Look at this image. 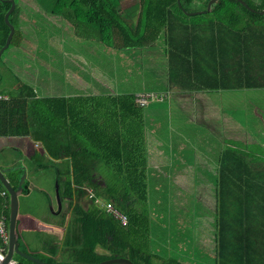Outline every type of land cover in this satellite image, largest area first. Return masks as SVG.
Returning <instances> with one entry per match:
<instances>
[{"label": "trees", "instance_id": "trees-1", "mask_svg": "<svg viewBox=\"0 0 264 264\" xmlns=\"http://www.w3.org/2000/svg\"><path fill=\"white\" fill-rule=\"evenodd\" d=\"M18 1L30 5L21 14V7L14 0L15 8L8 18L14 26L10 44L18 35L15 30L18 22L41 18H54L50 21L55 24V19H64L74 27V34L113 50L150 48L161 35L166 46L162 82L166 90L149 92L162 96L155 101L174 105V92L264 88V15L250 12L237 0H217L210 9L211 20L191 25L181 23L171 7L176 5L191 12L187 7L201 3L206 8L209 0H180V4L177 0ZM244 1L256 11L264 9V0L257 8ZM134 6L137 9L129 19L127 10ZM9 8L8 1L0 0V48L10 31L4 21ZM18 13L20 16L16 18ZM23 89L27 93L22 95L35 96L29 86ZM135 96L128 92L45 97L40 101L54 117L56 135L68 137L59 143V148L49 147V153L54 159L66 158L71 167L66 179L56 173L60 199L69 201L71 222L65 228L62 247L50 246L46 258L31 256L50 264H62L56 260L63 254L75 257L81 264L113 258H125L133 264L163 261L151 252L150 222L145 209L149 160L143 108L148 104L136 103ZM179 108L175 107L176 112ZM24 133L27 134V129ZM154 151L152 161L157 163L158 150ZM102 167L109 170L107 178L96 171ZM99 177L102 180L92 188L95 196L126 215V226L88 200V189ZM27 187L25 181L23 193ZM215 187V264H264V157L243 150H227L218 160ZM3 190L1 185L0 191ZM1 216L8 226V194H0ZM20 250L26 253L21 244ZM0 251L2 254L7 251L1 239ZM13 261L36 264L16 254ZM161 264L182 263L167 260Z\"/></svg>", "mask_w": 264, "mask_h": 264}, {"label": "rangeland", "instance_id": "rangeland-1", "mask_svg": "<svg viewBox=\"0 0 264 264\" xmlns=\"http://www.w3.org/2000/svg\"><path fill=\"white\" fill-rule=\"evenodd\" d=\"M248 2L255 8L263 4L262 0ZM27 4L30 5L27 1L22 3L16 0V5L21 7V14L27 11ZM136 9L134 6L132 10H127L129 19ZM171 9L176 18L187 25L204 23L213 18L210 12L197 14L206 10L201 3L187 7L191 12H184L176 5ZM19 16L20 13L16 18ZM50 20L54 18L18 22L15 25L18 35L1 57L0 88L5 82L8 85L23 82L33 86L36 81L38 84L35 85V90L43 96L73 97L79 93L78 79L73 78V72L60 69L59 58L55 56V61L49 60V66L39 60L42 53L55 54L59 50L66 52V49L56 48L62 33H66L65 37L70 45L74 41V27L70 22L57 18L55 24ZM123 54H127L123 66L132 72L131 78L136 79L137 67L134 60L138 59L139 68H144V94L166 90V86L162 84L166 67V46L161 35L152 47L124 50ZM137 55H140V58ZM42 61L45 63L44 59ZM71 61L72 58L67 61L70 67L75 65ZM57 69L58 72L55 73ZM234 92L236 95L230 99L221 96L219 100H214L209 95L214 106H207V116L198 114V108L195 106L185 107V110L179 108L176 112L173 104L160 101L146 103L148 105L143 108L149 160L148 200L145 206L150 222L148 239L151 252L164 262L175 260L182 264L216 263L214 194L218 160L230 148L245 152L258 151L264 141V88ZM258 143L260 146H257ZM154 150H158L157 163L152 161ZM180 165L184 168L179 167ZM63 166L49 164L48 167L39 168L36 162L28 164V193L18 197V216L27 213L36 218V221L28 234V241L20 242L21 249L26 253L46 258L49 256L48 244L62 247L64 243V232H61V239L57 240L51 234L57 229L46 225H60L65 231L71 222L68 200L60 199L61 210L58 213L57 169L62 170V179L69 176ZM96 171L106 178L109 175V170L104 167L97 168ZM99 180L102 179L99 177L92 183L91 189H94ZM5 254L0 251L1 256ZM56 261L62 264H81L68 254H63V257ZM12 264L16 262L13 261Z\"/></svg>", "mask_w": 264, "mask_h": 264}, {"label": "crops", "instance_id": "crops-1", "mask_svg": "<svg viewBox=\"0 0 264 264\" xmlns=\"http://www.w3.org/2000/svg\"><path fill=\"white\" fill-rule=\"evenodd\" d=\"M60 37V41L56 43V48L66 49V52L64 53L59 50L57 51L58 53L55 52L56 55L54 53H42L39 60L44 65L49 66L50 64L47 62L52 59L55 61L56 56L60 59L59 66L61 70L63 69L62 71L73 72V78L78 79L80 89L79 93L73 97L119 95L128 92L134 94L144 93V68H139L138 59L134 60L137 67L136 79H134L130 77L132 72H130L129 68L123 66L124 58L127 57V54H123L124 50H113L99 43H90L89 41L92 39L86 36L75 34L73 44L71 45L66 40L64 33ZM42 55L44 56L43 58ZM137 57L140 58V55H137ZM71 58V62L75 65L70 67L67 61H70ZM42 59H44L45 63ZM57 72L58 69L55 73ZM164 77L162 78L164 79ZM1 82L0 78V84ZM36 84H38L36 81L33 86L23 82L22 84L11 83L9 85L5 82L2 84L3 87L0 88V171L3 172L10 185L15 188L18 185L20 176L23 174L22 168H25L27 177L28 164L33 162H36L39 168L48 167L49 164L55 166L62 164V166L64 165L63 168L67 169L68 175L71 171L70 164H68L66 158L54 159L50 156L49 147L53 149L54 147L59 148V143L67 140L68 137L56 135L58 131L57 126L53 124L54 117L49 114V111L40 102L42 98L52 96L37 94L35 90ZM24 86L32 88L35 96L26 97L27 94L22 95V93H27L26 89L22 91ZM234 91H228V94L225 91H200L194 93H176L173 91V96L176 98L174 106L180 107L182 110H185V107L195 106L198 108V114L207 116V106H214L209 99V95L214 100H219L221 96L230 99L236 95ZM223 92L224 94H222ZM22 116L24 120H22ZM216 117L219 126L218 115ZM223 127L224 120L221 121V128ZM26 129L27 134L24 133ZM61 134H63V130H61ZM51 141L54 143L52 144ZM262 143L261 149L247 153L258 154L264 157V141ZM155 144L157 146V142ZM257 146H260V144L258 143ZM230 149L236 150L234 148ZM179 167H183V165ZM61 173H63L62 170H58L57 174L61 175ZM27 193V189H25V192L21 194L25 196ZM44 194L50 198L48 194ZM35 219L27 213L18 216L17 225L20 242L21 240L28 241V234L34 227ZM46 225L56 228L57 231L51 232V234L57 240L61 239V232H64V227L51 223H46ZM50 246L53 245L48 244L47 248Z\"/></svg>", "mask_w": 264, "mask_h": 264}, {"label": "water", "instance_id": "water-1", "mask_svg": "<svg viewBox=\"0 0 264 264\" xmlns=\"http://www.w3.org/2000/svg\"><path fill=\"white\" fill-rule=\"evenodd\" d=\"M10 3V8L4 15V21L9 27V34L6 38L5 44L0 48V58L2 56V53L4 50L8 48L10 45V41L13 37L14 34V27L9 23L8 18L12 11L15 8V3L14 0H6ZM217 0H209L207 5H206V10L197 14H202V13H209L211 6L216 2ZM243 7L247 8L250 12L257 13L259 15H264V10L261 11H256L252 8H250L243 0H237ZM177 3L180 4V0H177ZM187 14H193V13H187ZM23 174L19 178V182L17 187H12L8 180L5 178L4 174L2 171H0V181L2 183V186L4 189L8 192L9 194V216H8V242H7V251L4 256L0 255V264H12L13 262V255L16 254L22 258H25L31 262H34L36 264H50L46 263L38 258H35L31 256L29 253H24L20 250V243L18 241V225H17V220H18V196L23 192L24 189V183L26 180V170L23 167L22 168ZM56 197L58 201V212L61 210V205H60V196H59V191L58 188L56 187ZM53 264H58V263H53ZM96 264H133L131 261L125 258H113V259H108L104 260L102 262L96 263Z\"/></svg>", "mask_w": 264, "mask_h": 264}, {"label": "built area", "instance_id": "built-area-1", "mask_svg": "<svg viewBox=\"0 0 264 264\" xmlns=\"http://www.w3.org/2000/svg\"><path fill=\"white\" fill-rule=\"evenodd\" d=\"M162 96H158V94L149 93V94H136L135 101L141 106L147 105L151 101L160 100ZM1 188V182H0ZM2 196L7 194L6 190L0 191ZM88 198L94 204L102 207L108 214H110L115 220H117L122 226H126L128 223L127 216L123 213L119 212L112 203L107 200L97 198L95 196V192L93 189H88ZM5 218L3 216L0 217V239L4 245H7L8 242V226H6Z\"/></svg>", "mask_w": 264, "mask_h": 264}]
</instances>
